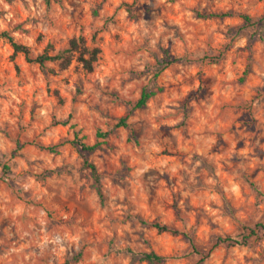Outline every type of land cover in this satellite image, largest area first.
<instances>
[{
  "label": "clouds",
  "instance_id": "obj_1",
  "mask_svg": "<svg viewBox=\"0 0 264 264\" xmlns=\"http://www.w3.org/2000/svg\"><path fill=\"white\" fill-rule=\"evenodd\" d=\"M261 36L264 0H0V264H264Z\"/></svg>",
  "mask_w": 264,
  "mask_h": 264
},
{
  "label": "rangeland",
  "instance_id": "obj_2",
  "mask_svg": "<svg viewBox=\"0 0 264 264\" xmlns=\"http://www.w3.org/2000/svg\"><path fill=\"white\" fill-rule=\"evenodd\" d=\"M205 20H210L211 22H215L214 20H212L209 17H204V18L201 19V23H204ZM217 35L222 37L223 33H217ZM105 39L107 40L108 37L105 36ZM85 41H86V44H87L88 41L87 40H85ZM49 47H52V46L49 45ZM251 47L253 49L257 50V51H260L261 49H264V36H261V37L255 39L252 42ZM78 55L79 54H77L74 57H72V60H71L70 64L67 66V68L73 69V72H75V68H76L77 65L83 66L82 62L77 57ZM98 55H99V53H98ZM5 64H6V61L2 57V54H0V72H3L5 70ZM27 65H28V61L25 60V67ZM19 70H20V68L16 64L11 65V67L7 69L8 73L10 75H13V76L16 75ZM41 75H43V73H41ZM25 87L28 88L29 86L25 85ZM42 87L45 88V93L44 94L46 96H48L49 95V90H48L47 86L46 85H42ZM57 93L59 94V96L61 98H64L65 94H64L63 90L62 89H57V90H55L54 92L51 93V95L49 96V99H51L53 101H56L57 100ZM31 96H32V93H31V91H29V93H28V104H29V107L26 108L25 112H24V116H25L26 120H30L32 118ZM71 102H72V98L70 96L63 100V103L65 105H67V104H69ZM3 111H4V104L2 102H0V118L3 117ZM239 124H240V121L237 120V125L236 126H239ZM55 129H56L57 136H59L61 129L64 132H67V125L66 124H64V125L57 124V125H55ZM250 131H254V129H251ZM262 143H264V141H262ZM26 147H28L29 149H33L34 150V146H32V145H26ZM72 147H75V145L73 144ZM235 147H237L240 151H244L245 150L243 142H237ZM76 154H79V150L78 149L76 151ZM163 158L164 159H170V160L176 159V157L174 155L169 154L167 151L163 154ZM261 158H264V157H261ZM117 163H120V161L118 159H117ZM255 177H261L262 179H264V173H261L259 170H257L254 173V178ZM161 182L164 183V184H167V180H165L163 178H162ZM159 191L160 190L157 189V192H159ZM149 199H150V197H147V196L145 197V201H147ZM172 201H173V204H174L175 203V198L174 197L172 198ZM113 207L114 208H119L120 205L116 204ZM142 207L147 209L149 207V204L147 202H145V203H143ZM71 210H72V208H71V206H69L68 211H71ZM62 211H64V210L62 209ZM164 211L170 217H175L176 216V208L173 207V206L167 207L166 209H164ZM82 214L83 215H87L88 213L86 211L82 210ZM100 215H102V213H97V212H93L92 213L94 225H95V227H96L98 232L99 231H103V225H102V223L99 220V216ZM262 221H264V217H261L260 220H257L255 218H252V219L249 220V223L244 228V236H248L246 239H245V237H243V239L246 240V242L243 243L244 247H248L250 244L258 242L260 240L261 235L264 234V228L259 225L260 223H264ZM250 228L255 229L256 233L255 234L250 233ZM151 231L152 232H157L158 229L152 226L151 227ZM237 245H239V244L234 243V244L231 245V247H237ZM214 251H215V254L217 255V257L223 256L224 252H225L224 248L222 246H220V245H217V247L214 249ZM129 264H133V261L130 260ZM134 264H149V262L146 261V260L138 259V260H135ZM152 264H158V262H152ZM214 264H217V262H214ZM218 264H223V260H219ZM242 264H248V258L246 256L242 257Z\"/></svg>",
  "mask_w": 264,
  "mask_h": 264
},
{
  "label": "trees",
  "instance_id": "obj_3",
  "mask_svg": "<svg viewBox=\"0 0 264 264\" xmlns=\"http://www.w3.org/2000/svg\"><path fill=\"white\" fill-rule=\"evenodd\" d=\"M70 43H72V47H73V49H75V44H74V42H70ZM84 43H85V45H86V41H85V40H84ZM86 55H87V48L85 47V51H84V53H83V54H79V55L77 56L78 59L82 62L83 66H84L86 63H92V62H94V61H92V60H88V61H86V59H85ZM93 55H94V56H98V53H94ZM43 59H52V57L49 56V55L46 53V55H45V57H44ZM71 60H72V58L69 59V61H68V63H67V66L70 64ZM146 98H147V94H145V99H146ZM98 135L101 136V137H105L107 134H106V133H98ZM81 146L84 148L85 151H91V152H94L95 150H97V149H99V148L102 147L101 144H99V143H96L92 149L87 148V146H86V145H83V144H82ZM85 164L87 165V161H85ZM88 166L91 168L92 172L95 174V173H96L95 165L92 164V165H88ZM5 169H6V166H5ZM96 179H97V180L99 179V176H98V175H96ZM259 225L262 226V227L264 228V223H260ZM153 227H155V228H157V229L159 228V226H158V225H155V224L153 225ZM255 231H256L255 229L250 228V233L255 234V233H256ZM244 237H245V239H246L248 236H244ZM227 239H230V238H226V240H227ZM245 239H243V243L246 242ZM225 242H226V241H225ZM236 243H237V244H240L239 241H237ZM141 260H146V261H148V262H150V261H151V262H159V260H160V255H158L155 251H151V250H150L148 254L143 255V257L141 258Z\"/></svg>",
  "mask_w": 264,
  "mask_h": 264
}]
</instances>
